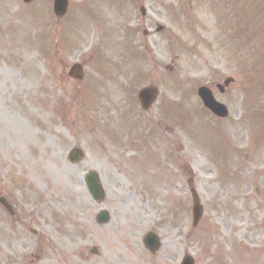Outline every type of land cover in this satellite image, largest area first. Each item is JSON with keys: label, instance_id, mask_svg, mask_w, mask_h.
<instances>
[{"label": "rangeland", "instance_id": "obj_1", "mask_svg": "<svg viewBox=\"0 0 264 264\" xmlns=\"http://www.w3.org/2000/svg\"><path fill=\"white\" fill-rule=\"evenodd\" d=\"M69 1L56 18L52 0H0V195L23 212L15 222L0 205V243L29 251L47 239L38 264H179L185 254L195 264H264V59L248 67L245 51L230 50L239 21L255 49L246 37L264 22V0ZM76 62L82 83L67 76ZM226 76V92L213 89L229 115L217 119L196 87ZM145 83L162 88L164 127L159 104L148 112L133 102ZM151 130L166 138L148 155ZM75 146L84 157L70 163ZM89 170L101 203L87 192ZM189 178L205 211L195 228ZM102 208L106 224L95 221ZM21 222L40 235L21 234ZM148 231L162 240L155 253L142 242Z\"/></svg>", "mask_w": 264, "mask_h": 264}, {"label": "water", "instance_id": "obj_2", "mask_svg": "<svg viewBox=\"0 0 264 264\" xmlns=\"http://www.w3.org/2000/svg\"><path fill=\"white\" fill-rule=\"evenodd\" d=\"M66 2H67V0H54V8H55L57 13L61 14L64 11V9L66 7ZM74 68H76V67H74ZM76 71H77L76 76L80 77L79 70L77 69ZM228 80L229 79H226L225 83H227ZM198 92L201 95V97L203 98L205 105L208 106L214 113H216L217 115H220V116H223L226 114L225 107L214 100V98L212 97V95L208 89H206L205 87H200L198 89ZM144 96H146V94ZM77 154H78V152H77ZM72 158H75V155L72 156ZM85 179H86V183L89 187V191L91 192L93 197L100 200L103 197V194H102V190H101L100 185L97 183L96 173L90 172L85 177ZM0 201L4 202V200L1 198H0ZM201 211H202L201 206L198 203V200L195 196L194 197V205H193L194 223H196L198 221V218L201 215ZM99 217H100V220H99L100 222L106 221L107 220L106 212H103L101 215H99ZM144 242H145V245L150 250H155L159 245V241H158L157 237L155 236V234H153V233L147 234L144 238ZM182 264H193V262L190 258L185 257Z\"/></svg>", "mask_w": 264, "mask_h": 264}, {"label": "flooded vegetation", "instance_id": "obj_3", "mask_svg": "<svg viewBox=\"0 0 264 264\" xmlns=\"http://www.w3.org/2000/svg\"><path fill=\"white\" fill-rule=\"evenodd\" d=\"M16 242H18V241H16ZM18 243H20V242H18ZM22 243H25V242H22ZM20 246H22V247H24V248H28V243H26V244H23V245H20ZM3 251H2V254H3V256H4V258H6V254H7V246H6V242L4 241L3 242ZM15 254H17L18 255V252L17 251H15ZM38 254V253H37Z\"/></svg>", "mask_w": 264, "mask_h": 264}]
</instances>
